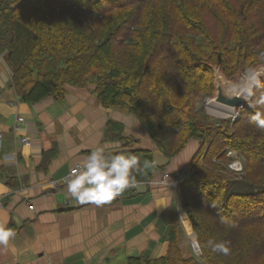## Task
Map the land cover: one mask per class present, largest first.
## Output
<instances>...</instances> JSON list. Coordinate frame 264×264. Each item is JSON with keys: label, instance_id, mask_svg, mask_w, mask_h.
Wrapping results in <instances>:
<instances>
[{"label": "trees", "instance_id": "1", "mask_svg": "<svg viewBox=\"0 0 264 264\" xmlns=\"http://www.w3.org/2000/svg\"><path fill=\"white\" fill-rule=\"evenodd\" d=\"M3 52L24 102L92 86L103 106L137 116L166 156L200 141L180 199L201 254L185 256L173 212L167 253L128 264H264V80L236 120L214 122L195 106L215 92L214 67L233 80L264 64V0H0ZM122 129L107 124L129 147L135 140ZM230 152L243 161L240 175L228 169ZM118 153L139 161L135 181L161 169L144 167L154 161L150 150Z\"/></svg>", "mask_w": 264, "mask_h": 264}, {"label": "crops", "instance_id": "2", "mask_svg": "<svg viewBox=\"0 0 264 264\" xmlns=\"http://www.w3.org/2000/svg\"><path fill=\"white\" fill-rule=\"evenodd\" d=\"M12 73L0 53V225L14 233L0 245V264H128L129 258L164 256L169 219L182 204L177 186L162 183L161 175L186 170L200 141L168 157L137 116L103 106L92 86L67 85L62 100L36 104L19 98ZM109 121L135 140L131 146L108 132ZM97 149L109 160L118 152L150 150L161 169L146 189L129 187L103 205L77 204L66 178ZM183 245L189 256L187 240Z\"/></svg>", "mask_w": 264, "mask_h": 264}, {"label": "clouds", "instance_id": "3", "mask_svg": "<svg viewBox=\"0 0 264 264\" xmlns=\"http://www.w3.org/2000/svg\"><path fill=\"white\" fill-rule=\"evenodd\" d=\"M256 79L257 75L252 74L250 83H255ZM138 164L135 156L118 153L109 160L100 150H92L83 166L72 169V178L65 181L67 193L77 204L103 205L127 188L136 186L131 174ZM154 166V161H144L145 168ZM13 236L11 229L0 225V245H7ZM214 250L228 253V248L223 244L216 245Z\"/></svg>", "mask_w": 264, "mask_h": 264}, {"label": "water", "instance_id": "4", "mask_svg": "<svg viewBox=\"0 0 264 264\" xmlns=\"http://www.w3.org/2000/svg\"><path fill=\"white\" fill-rule=\"evenodd\" d=\"M254 73L257 75L255 83H250L252 75L247 77L244 76V74H240L239 77L242 76L240 78V83L235 85L226 78L221 68L214 67L215 94L212 103L217 107L232 112L249 106L258 85L264 80V64L258 66ZM193 242L194 245L200 249L197 240Z\"/></svg>", "mask_w": 264, "mask_h": 264}, {"label": "rangeland", "instance_id": "5", "mask_svg": "<svg viewBox=\"0 0 264 264\" xmlns=\"http://www.w3.org/2000/svg\"><path fill=\"white\" fill-rule=\"evenodd\" d=\"M256 69L254 70V72L256 71ZM254 72H252L250 74H244V76L249 77ZM241 77H239V75H238L235 79L229 80V81L235 85H238L240 83ZM214 94H215V92H214ZM214 94H213V96L201 95V96L197 97L195 99L196 108L198 110L202 111L204 113V115L206 117H208V119H210L214 122H218L220 120H223V119L229 118V117L233 118L234 115H237L236 112L226 113V112L220 110L222 108L215 106L212 103V99L214 98ZM211 103H212V105H211ZM221 112H224L225 114L221 113ZM233 155H235V153H233ZM232 157H234V159L232 158L229 161L230 163L228 164V167H229L228 169L230 170L231 174L240 175V172L244 169L243 161L237 155L232 156ZM239 164H240V166H239ZM188 172L189 171L187 170L186 173L188 174ZM187 215H188L187 211L182 208L178 213V218H179L178 220H179V224H180L181 228L185 231L186 240L190 246V251L195 253V251L193 249L192 242L196 239L193 235V229H191L192 223H191V221H189L190 220L189 215L188 216ZM185 216H186V218H188V220L185 219ZM189 230H191V231H189ZM189 232H191V234H192L191 236H189L190 235Z\"/></svg>", "mask_w": 264, "mask_h": 264}, {"label": "built area", "instance_id": "6", "mask_svg": "<svg viewBox=\"0 0 264 264\" xmlns=\"http://www.w3.org/2000/svg\"><path fill=\"white\" fill-rule=\"evenodd\" d=\"M44 100H48L49 102H52L54 99L53 98H51V97H49V98H45V99H43V100H40V101H38V102H36V104H40L42 101H44ZM236 113H237V115H234V117L232 118L233 120H236L238 117H239V114H240V110H238V111H236ZM235 113V114H236ZM24 141L25 142H28L29 140H28V138H24ZM233 153L234 152H230L229 153V155H231V156H235L236 155V153H235V155H233ZM11 160L13 161V159H9V158H7V162L8 161H10L11 162ZM239 166H240V164H239ZM75 168H80V166H77V167H75ZM74 169V168H73ZM72 171V170H71ZM71 171H70V173H71ZM68 174V176H67V178L66 179H71L72 178V176H71V174ZM185 174H186V170H184V171H180V172H178V173H174V174H170V173H168V172H164L162 175H161V182L162 183H165L166 185L168 184L170 187H175V186H177L176 188H175V190H178V192H179V202H180V204H182L181 203V199H180V180L185 176ZM136 182V186H135V188H145L146 189V187H147V185H148V183H150L149 181H146V182H144V181H135ZM54 184V187L55 188H57L58 187V184L56 183V182H54L53 183ZM179 186V187H178ZM0 205H1V202H0ZM30 208L31 209H34V206H33V204H31L30 205ZM182 209V208H181ZM192 245H193V249H194V251H195V253L197 254V255H199V254H201V251H200V249L199 250H197V248H196V246L194 245V242H192Z\"/></svg>", "mask_w": 264, "mask_h": 264}, {"label": "bare ground", "instance_id": "7", "mask_svg": "<svg viewBox=\"0 0 264 264\" xmlns=\"http://www.w3.org/2000/svg\"><path fill=\"white\" fill-rule=\"evenodd\" d=\"M211 105H212V103H211ZM220 110H222V111H224V112H226V113H231L232 111H229V110H227V109H220ZM224 112H221V113H224ZM233 113V112H232ZM225 114V113H224ZM186 219V218H185ZM190 231V230H189ZM189 236H191L192 234H191V232H189Z\"/></svg>", "mask_w": 264, "mask_h": 264}]
</instances>
